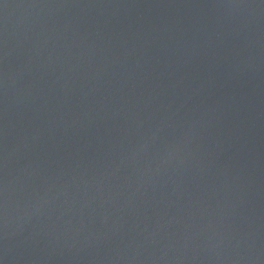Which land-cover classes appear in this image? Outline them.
<instances>
[{"label":"water","instance_id":"1","mask_svg":"<svg viewBox=\"0 0 264 264\" xmlns=\"http://www.w3.org/2000/svg\"><path fill=\"white\" fill-rule=\"evenodd\" d=\"M0 264H264V0H0Z\"/></svg>","mask_w":264,"mask_h":264}]
</instances>
